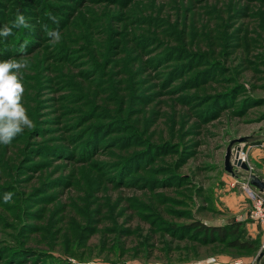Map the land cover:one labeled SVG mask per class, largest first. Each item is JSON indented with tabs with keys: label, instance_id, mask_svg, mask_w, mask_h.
<instances>
[{
	"label": "rangeland",
	"instance_id": "obj_1",
	"mask_svg": "<svg viewBox=\"0 0 264 264\" xmlns=\"http://www.w3.org/2000/svg\"><path fill=\"white\" fill-rule=\"evenodd\" d=\"M17 12L33 27L0 37V60L29 42L21 102L35 127L0 144V264H256L264 221L248 177L224 161L232 139L264 134V0H0V29ZM93 16L103 21L89 39L102 28L123 40L103 58L68 41L69 23ZM44 26L61 40L49 43ZM87 89L92 101L78 96ZM263 144L241 152L264 180L253 156ZM234 191L247 194L242 215ZM197 221L241 222L253 246L211 239Z\"/></svg>",
	"mask_w": 264,
	"mask_h": 264
},
{
	"label": "clouds",
	"instance_id": "obj_2",
	"mask_svg": "<svg viewBox=\"0 0 264 264\" xmlns=\"http://www.w3.org/2000/svg\"><path fill=\"white\" fill-rule=\"evenodd\" d=\"M49 19L56 22V17L49 13ZM23 13L17 12L15 20L11 25H4L0 29V37L9 38L13 36V29H31ZM49 37V43L55 44L61 40L59 29L49 30L47 26L42 29ZM29 42L24 41L18 51L19 58L0 60V144L10 145L14 138L23 133L24 130L33 129L35 124L27 115V109L22 104L25 88L23 85V71L28 68V61L24 57ZM13 193H6L4 202L12 200ZM75 264V262H74ZM196 264H213L212 258L205 261H197Z\"/></svg>",
	"mask_w": 264,
	"mask_h": 264
},
{
	"label": "trees",
	"instance_id": "obj_3",
	"mask_svg": "<svg viewBox=\"0 0 264 264\" xmlns=\"http://www.w3.org/2000/svg\"><path fill=\"white\" fill-rule=\"evenodd\" d=\"M69 10L67 11V13L69 15H71V17L73 15H75V8L74 6H69L68 7ZM149 11H154V10H149ZM64 12V11H63ZM151 14H148V16L142 17L143 19L152 22L154 25L157 26H161L162 20L159 21H155L152 20V18L150 17ZM91 19L94 21L95 24L93 23H88V24H75L70 22L69 25H71L72 30L70 31L69 34V38L68 41L71 43H76L78 45H82L87 43V45H89V47H93V52H94V56L96 55V57H100L103 58L104 56L106 57L109 53L108 52H112V51H116V49L118 47H120V44L123 43V40H121V38H114V40H112L113 37H111L110 33H108V31L106 29H102L101 28V33L99 35L96 34V32L93 34V37H91V39H89L88 37V29L96 26H101V22L103 21V19L101 17L98 16H93L91 17ZM189 18L187 19V24H184V31L185 34L188 33L189 30V22H188ZM205 30H201L197 33V35H199L201 38H204L206 36V34H203ZM115 33V31H114ZM123 32H121L119 34V36L121 37ZM137 38H141L144 36L143 33L141 34H136L135 35ZM213 38H218L219 36L217 35H212ZM136 37H134V44H136L140 49L142 50H146L145 47L141 46L139 44V40L135 41ZM151 43L152 46L150 47L151 49H154L153 51H159L163 46L161 44V40L159 39L158 36H156L155 38H151ZM110 48V50H109ZM74 49V48H73ZM76 51H79L80 49H75ZM108 51V52H106ZM104 52V53H103ZM121 52L118 50V55ZM92 59L89 58L87 61H91ZM185 70L183 68H181L178 72V74L183 73ZM125 73V72H123ZM175 77V74H172ZM69 77V75H68ZM160 77V76H159ZM70 80H67L66 83H73V82H69ZM121 83V82H119ZM74 84V83H73ZM81 84H83V82H81ZM103 84V83H102ZM162 84H165L162 82ZM84 85V84H83ZM122 85L117 86L118 88H120ZM101 88H106V86H101ZM81 99H86L89 101H92V98L94 96L93 92L91 89H87V90H83V92L78 95ZM99 97V95H98ZM69 138V137H67ZM70 140V139H69ZM73 154V153H72ZM71 155V152H70ZM74 154L72 156H70L71 158H73ZM196 227L203 232L205 235L209 236L211 239H221V240H227L230 237H234L231 240L228 241V244L231 246H237L240 248H248V247H252L253 245L248 242V240H243L238 238L239 232L241 230L242 227V223L241 222H235L233 224H226V225H209L207 223L204 222H196Z\"/></svg>",
	"mask_w": 264,
	"mask_h": 264
},
{
	"label": "water",
	"instance_id": "obj_4",
	"mask_svg": "<svg viewBox=\"0 0 264 264\" xmlns=\"http://www.w3.org/2000/svg\"><path fill=\"white\" fill-rule=\"evenodd\" d=\"M264 138V134H250L234 138L227 146L225 153V170L235 177L246 176L248 177L250 184L255 186L261 192L264 193V180L256 173L249 171V165L246 160L241 157L242 145L246 142H253ZM238 168L242 169V172L238 171ZM264 257V245L259 251L256 264H260Z\"/></svg>",
	"mask_w": 264,
	"mask_h": 264
},
{
	"label": "built area",
	"instance_id": "obj_5",
	"mask_svg": "<svg viewBox=\"0 0 264 264\" xmlns=\"http://www.w3.org/2000/svg\"><path fill=\"white\" fill-rule=\"evenodd\" d=\"M261 151L264 154V144L261 146ZM242 153L245 154L244 152ZM244 187L253 201L254 215L264 221V196L252 189L249 181L244 184Z\"/></svg>",
	"mask_w": 264,
	"mask_h": 264
},
{
	"label": "crops",
	"instance_id": "obj_6",
	"mask_svg": "<svg viewBox=\"0 0 264 264\" xmlns=\"http://www.w3.org/2000/svg\"><path fill=\"white\" fill-rule=\"evenodd\" d=\"M256 151H258V152H256ZM261 152L262 151L260 150V148H257V149H255L254 155H253L254 158L257 159L256 161H258L260 163H262V159H264V155H262ZM256 153H258L259 158H257V156L255 155ZM233 178H234V176H233ZM231 186H230V184H228V188H231ZM246 195L247 194L245 192H243L242 194H236L234 191L233 193L230 194V196H228L229 201H231V207H233L235 209L240 208L238 211H241V212H239V213H241V215H242V213L246 207V202L244 199L245 197H247ZM240 217H237V218H240Z\"/></svg>",
	"mask_w": 264,
	"mask_h": 264
},
{
	"label": "bare ground",
	"instance_id": "obj_7",
	"mask_svg": "<svg viewBox=\"0 0 264 264\" xmlns=\"http://www.w3.org/2000/svg\"><path fill=\"white\" fill-rule=\"evenodd\" d=\"M241 153H242V152H241ZM240 155H241V154H240ZM241 157H243V158L245 159V157H244L243 153H242Z\"/></svg>",
	"mask_w": 264,
	"mask_h": 264
}]
</instances>
